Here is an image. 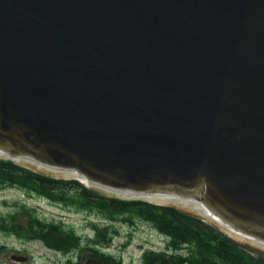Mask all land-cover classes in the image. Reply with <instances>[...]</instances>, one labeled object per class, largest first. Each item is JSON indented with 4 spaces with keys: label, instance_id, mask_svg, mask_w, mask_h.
Returning a JSON list of instances; mask_svg holds the SVG:
<instances>
[{
    "label": "water",
    "instance_id": "95a60500",
    "mask_svg": "<svg viewBox=\"0 0 264 264\" xmlns=\"http://www.w3.org/2000/svg\"><path fill=\"white\" fill-rule=\"evenodd\" d=\"M0 158L264 251V0H0Z\"/></svg>",
    "mask_w": 264,
    "mask_h": 264
},
{
    "label": "trees",
    "instance_id": "16d2710c",
    "mask_svg": "<svg viewBox=\"0 0 264 264\" xmlns=\"http://www.w3.org/2000/svg\"><path fill=\"white\" fill-rule=\"evenodd\" d=\"M3 189H16L25 198L35 197L92 214L97 221L90 222L93 236L83 239L65 221L43 217L37 208L17 198L8 211H0V232L38 239L63 252L88 248V255L104 264H121L116 256L102 251L117 232L114 225L136 219L151 224L166 239L163 250L150 248L144 254L147 264H264L263 255H252L197 216L174 207L108 197L77 180L56 179L0 159V190ZM20 218L23 220L18 221Z\"/></svg>",
    "mask_w": 264,
    "mask_h": 264
},
{
    "label": "rangeland",
    "instance_id": "374dc122",
    "mask_svg": "<svg viewBox=\"0 0 264 264\" xmlns=\"http://www.w3.org/2000/svg\"><path fill=\"white\" fill-rule=\"evenodd\" d=\"M17 198L24 199L29 205L37 208L43 217H54L65 221L66 225L73 227L75 234L80 235L83 239L86 236H93V228L90 226V222L97 220L92 214L35 197L25 198L16 189L0 190V211L4 213L8 211L12 207V201ZM4 201L6 202L4 203ZM21 220L23 218L18 221ZM134 221L131 223L117 222L114 225L117 232L113 234L110 241L102 249L103 252L116 256L121 264H147L144 254L150 248L160 251L165 248L166 239L163 234L143 220L136 219ZM204 221L214 229L226 234L221 227L211 221L207 219ZM231 239L252 255L261 254L264 256L263 250L249 248L243 241L234 237ZM89 251L88 248H85V251L79 248L63 252L48 247L38 239L29 240L12 233L0 232V264H86L87 258H94L88 255Z\"/></svg>",
    "mask_w": 264,
    "mask_h": 264
},
{
    "label": "bare ground",
    "instance_id": "6f19581e",
    "mask_svg": "<svg viewBox=\"0 0 264 264\" xmlns=\"http://www.w3.org/2000/svg\"><path fill=\"white\" fill-rule=\"evenodd\" d=\"M69 176H72V177H75V178H80L78 176V174L76 172H74V171H71L69 173ZM150 199L153 200V201H156V202H166V201L167 202L168 201L176 202L174 200H171L169 198L163 197V196L158 195V194L154 195V197H152ZM204 214L206 216V217L203 216L204 218H206L207 220H209L212 223L216 224L217 226L221 227L226 233H228L230 236L234 237L235 239L243 241L240 238V236L238 235V233L235 231V229L230 225V223H228L227 221L223 220L221 217H218L216 215L210 214L208 212L204 211Z\"/></svg>",
    "mask_w": 264,
    "mask_h": 264
}]
</instances>
